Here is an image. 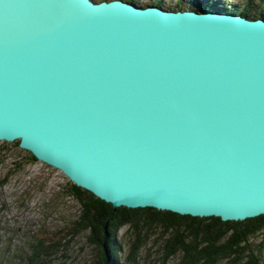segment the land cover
<instances>
[{
    "label": "water",
    "instance_id": "95a60500",
    "mask_svg": "<svg viewBox=\"0 0 264 264\" xmlns=\"http://www.w3.org/2000/svg\"><path fill=\"white\" fill-rule=\"evenodd\" d=\"M0 141L112 206L264 214V19L0 0Z\"/></svg>",
    "mask_w": 264,
    "mask_h": 264
},
{
    "label": "rangeland",
    "instance_id": "374dc122",
    "mask_svg": "<svg viewBox=\"0 0 264 264\" xmlns=\"http://www.w3.org/2000/svg\"><path fill=\"white\" fill-rule=\"evenodd\" d=\"M154 1L136 0L134 4L143 7ZM203 1L207 6H215L210 0ZM218 1L237 5L235 0ZM162 2L168 9L176 0ZM67 180L60 170L38 160L30 161L27 151L13 142L0 141V264H35L29 260L34 249L45 264H98V247L87 241V232L75 236L67 233L79 213V205L67 194ZM135 226L125 225L116 234L123 248L119 262L127 264L128 246L137 235L143 246L136 254V264H160L161 247L171 237V230H164L155 221L138 220ZM229 235L226 233L224 238ZM38 240L42 244H36ZM260 240L258 235L250 243L254 246ZM56 241H60L58 247H50L49 243ZM262 258L264 261V250ZM179 259L177 253L165 264H177Z\"/></svg>",
    "mask_w": 264,
    "mask_h": 264
},
{
    "label": "trees",
    "instance_id": "16d2710c",
    "mask_svg": "<svg viewBox=\"0 0 264 264\" xmlns=\"http://www.w3.org/2000/svg\"><path fill=\"white\" fill-rule=\"evenodd\" d=\"M135 3L136 0H125ZM214 2V7L205 5L203 0H176V3L164 8L162 0H155L152 5L165 10H199L211 11L221 9L225 12L236 13L245 18L264 19V0H235L237 5L227 4L225 1ZM221 4V5H220ZM186 5V6H185ZM223 7V8H221ZM18 146L17 141L13 142ZM30 161H36L28 152ZM67 194L79 205V213L71 221V229L67 231L71 236L87 232L86 239L96 245L99 250L98 264H122L118 260L122 245L117 242L116 234L125 225H137L138 220L155 221L163 225L164 230H171V237L161 247L160 264H165L168 258L180 254L177 264H264L262 251L264 250V214L244 220L222 221L219 217H196L181 215L170 211L157 210L151 207L129 208L126 206H112V204L94 196L91 192L76 186L67 180ZM136 227V226H135ZM226 233L229 237L224 238ZM261 236L258 244L250 243V239ZM38 245L42 241L38 240ZM50 247L57 248L60 241ZM143 246V242L136 235L126 255L127 264H136V254ZM30 262L45 264L36 249L31 253Z\"/></svg>",
    "mask_w": 264,
    "mask_h": 264
},
{
    "label": "bare ground",
    "instance_id": "6f19581e",
    "mask_svg": "<svg viewBox=\"0 0 264 264\" xmlns=\"http://www.w3.org/2000/svg\"><path fill=\"white\" fill-rule=\"evenodd\" d=\"M245 18V17H244ZM247 19H250V18H247ZM255 19H262V18H255Z\"/></svg>",
    "mask_w": 264,
    "mask_h": 264
}]
</instances>
